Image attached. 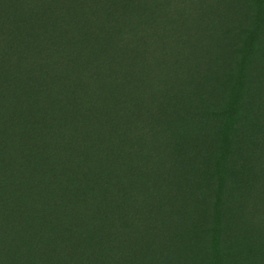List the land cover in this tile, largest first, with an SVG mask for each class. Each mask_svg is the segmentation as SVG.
<instances>
[{"label":"trees","instance_id":"obj_1","mask_svg":"<svg viewBox=\"0 0 264 264\" xmlns=\"http://www.w3.org/2000/svg\"><path fill=\"white\" fill-rule=\"evenodd\" d=\"M252 2L231 96L191 109L223 123L196 230L204 177L178 179L166 120L208 64L205 1L0 0V264H264V163L229 164L261 51ZM231 211L241 247L224 241Z\"/></svg>","mask_w":264,"mask_h":264},{"label":"rangeland","instance_id":"obj_2","mask_svg":"<svg viewBox=\"0 0 264 264\" xmlns=\"http://www.w3.org/2000/svg\"><path fill=\"white\" fill-rule=\"evenodd\" d=\"M204 1L205 10L203 7L201 11L202 15L204 14L205 22L201 34L205 36V39L201 42L203 49L205 48L203 52L208 64L203 68L199 81L191 82L189 89H185L184 93L179 96V100L175 101V112L173 115L168 114L166 120V124H170L172 127L168 130L169 139L180 152L176 156V163L181 168L178 179L182 183L185 182L190 189L201 192L199 175L204 177L202 180L204 191L202 189L203 195H201L203 201L198 206L196 214L194 213L196 218L190 222V226H195L196 230L206 220L204 209L207 206L205 202L212 194L209 177L213 164L209 156L219 147V135L223 123L203 116L191 115V109L193 107L201 109L216 107L219 103H225L229 99L234 83L228 79L226 73L235 71L238 59L234 55V50L243 44L245 34L242 33V29L253 25L256 11H259V7L252 0ZM262 22L263 26L258 37L261 51H256L253 54L243 89L245 104L248 105L247 111L251 120L240 118L233 130V140L237 139L239 146L235 147L237 154L230 157L232 159L229 160V164L239 173L244 172L248 162L256 163L259 156L260 161L262 160L264 163V147H259L262 153L256 151L255 148L258 139L264 132V19ZM218 23L227 26L226 32L223 33L218 28ZM260 177L263 179V175ZM261 178L258 179L259 184H262ZM257 193L260 196L263 190L259 188ZM196 195L198 194L191 190V198L188 202L190 203L192 199L196 198ZM235 212L231 211L227 218L226 230L229 234L225 236L224 241L227 244L229 242L231 246L241 247L245 244V239L241 235L240 229L231 222ZM245 236L249 238L251 235L245 234ZM188 241H192L191 237L188 238ZM227 263L237 264L231 260H228Z\"/></svg>","mask_w":264,"mask_h":264}]
</instances>
